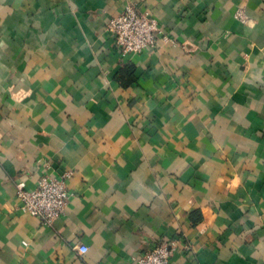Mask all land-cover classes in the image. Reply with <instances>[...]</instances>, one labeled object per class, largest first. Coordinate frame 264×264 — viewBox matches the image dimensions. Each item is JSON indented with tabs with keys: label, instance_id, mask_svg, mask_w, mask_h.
<instances>
[{
	"label": "crops",
	"instance_id": "0c3cea01",
	"mask_svg": "<svg viewBox=\"0 0 264 264\" xmlns=\"http://www.w3.org/2000/svg\"><path fill=\"white\" fill-rule=\"evenodd\" d=\"M127 3L165 35L123 56ZM66 171L63 216L22 209L20 178ZM172 240L173 264H264V0H0V264Z\"/></svg>",
	"mask_w": 264,
	"mask_h": 264
},
{
	"label": "built area",
	"instance_id": "2783aa9c",
	"mask_svg": "<svg viewBox=\"0 0 264 264\" xmlns=\"http://www.w3.org/2000/svg\"><path fill=\"white\" fill-rule=\"evenodd\" d=\"M237 16L247 21V15L239 11ZM107 30L114 38L116 46L123 56L141 53L157 46L160 35H165L159 20L151 14L137 8L132 3L116 12L107 23ZM71 171H66L60 177L44 175L35 188H28L26 180L20 178L16 182V195L21 201L22 209L41 219L45 224L63 216L71 200L72 192L69 186ZM176 240L156 242L143 251L137 258V264H173V254ZM82 253L88 251L86 245H80Z\"/></svg>",
	"mask_w": 264,
	"mask_h": 264
}]
</instances>
